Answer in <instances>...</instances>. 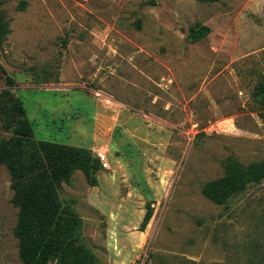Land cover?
Masks as SVG:
<instances>
[{"label":"rangeland","instance_id":"rangeland-1","mask_svg":"<svg viewBox=\"0 0 264 264\" xmlns=\"http://www.w3.org/2000/svg\"><path fill=\"white\" fill-rule=\"evenodd\" d=\"M262 75L264 0H0V138L21 104L34 140L105 156L97 185L58 188L98 264H264V181L203 192L229 157L264 160ZM11 184L3 163L0 264H21Z\"/></svg>","mask_w":264,"mask_h":264},{"label":"trees","instance_id":"trees-1","mask_svg":"<svg viewBox=\"0 0 264 264\" xmlns=\"http://www.w3.org/2000/svg\"><path fill=\"white\" fill-rule=\"evenodd\" d=\"M210 31V27L197 24L190 29V40L199 41ZM5 32L2 24V33ZM254 96L264 115V75L255 85ZM14 107L20 114L16 127L20 137L0 138V165L7 163L11 174L12 203L18 208L15 235L21 264H50L56 259L68 264H98L80 240L82 218L73 206L74 201L62 200L58 188L61 181H70L75 170L83 171L89 183L97 185L96 173L102 169V161L88 148L34 140L23 106ZM224 168L222 177L207 182L203 188L204 195L216 204H225L250 184L264 181V160L244 164L229 157ZM153 214L154 208L147 204L141 231Z\"/></svg>","mask_w":264,"mask_h":264},{"label":"built area","instance_id":"built-area-1","mask_svg":"<svg viewBox=\"0 0 264 264\" xmlns=\"http://www.w3.org/2000/svg\"><path fill=\"white\" fill-rule=\"evenodd\" d=\"M101 161H102V163H105V156L104 155H101Z\"/></svg>","mask_w":264,"mask_h":264}]
</instances>
